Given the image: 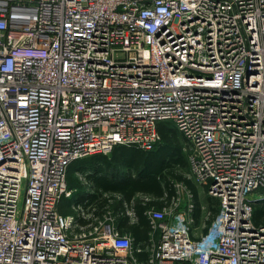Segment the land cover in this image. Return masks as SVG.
<instances>
[{"label":"built area","instance_id":"obj_1","mask_svg":"<svg viewBox=\"0 0 264 264\" xmlns=\"http://www.w3.org/2000/svg\"><path fill=\"white\" fill-rule=\"evenodd\" d=\"M161 123L215 215L186 185L146 211L141 242L111 208L59 211L73 161L151 150ZM257 202L264 0H0V264H264Z\"/></svg>","mask_w":264,"mask_h":264},{"label":"trees","instance_id":"obj_2","mask_svg":"<svg viewBox=\"0 0 264 264\" xmlns=\"http://www.w3.org/2000/svg\"><path fill=\"white\" fill-rule=\"evenodd\" d=\"M159 132L161 140L151 150L135 145H119L110 154H98L75 160L69 166L68 185L75 190L74 195H82L87 186H92L96 192L93 194V199L97 200L100 214L101 209L103 211L106 206L112 207L114 211L120 208L124 211L125 207L122 202L130 203L134 200L138 222L131 223L128 216L123 215L120 217V226L135 236V242L149 238L151 226L146 211L152 206L163 208L171 203L176 195L175 182L170 175L191 189L196 197V203L200 204L196 185L175 168L176 165H186L182 154V144L179 140V138H184L173 125L168 123H161ZM168 157L171 161L167 160ZM89 167L93 168L89 172L95 170V173L88 175L89 183L84 184L74 176V172L86 170ZM115 194L122 195L123 200L113 207L110 200L115 198ZM143 196H148L151 200L139 198ZM63 200L67 201V198ZM218 203L215 202V204ZM199 210L195 213L197 219ZM217 212L218 207H213V215ZM253 220L256 224L264 223V207L255 205Z\"/></svg>","mask_w":264,"mask_h":264},{"label":"crops","instance_id":"obj_3","mask_svg":"<svg viewBox=\"0 0 264 264\" xmlns=\"http://www.w3.org/2000/svg\"><path fill=\"white\" fill-rule=\"evenodd\" d=\"M90 169H93L92 167H89V168H87L86 170H77V171H75L74 172V176L75 177H77V178H79L81 181H82V183H84V184H87V183H89V176L90 175H92V174H94L95 173V170L94 171H90L89 172V170ZM89 175V176H88ZM68 176H69V169H68ZM200 184V183H199ZM202 185V184H201ZM191 190V189H190ZM192 191V190H191ZM197 191H198V189H197ZM96 192H95V190H94V188L92 187V186H87L86 188H85V190L83 191V194L82 195H74L73 194V196H72V198H67V201H64L63 199L59 202V204H58V209H59V211L60 212H62V213H65V214H67V213H70L71 212V207H72V205H74V204H81V203H84L85 201H88V202H97V200L96 199H93L94 197V195L93 194H95ZM92 194V195H91ZM105 194V196H108V194H106V193H104ZM208 194V193H207ZM117 195V196H116ZM209 195V194H208ZM210 196V195H209ZM198 197H199V192H198ZM141 199L143 198V200H145V197L143 196V197H140ZM196 197H194V199H195ZM121 200H123V197H122V195H119V194H115V198L112 200H110V202L112 203V205H113V207H116V205L119 203V201H121ZM199 200H200V197H199ZM196 201V200H195ZM204 203H205V201H203ZM216 202H218V200L216 201ZM123 203V207H125V209H124V211H122V208H120L119 210H116L115 212L117 213V216H118V218H117V223H118V225H119V228L121 229V231L122 232H124V233H127V234H130L134 239H135V236L131 233V232H129V231H127L126 229H124L123 227H121L120 226V217L121 216H123V215H126V216H128V218H129V222H131V223H137L138 222V215H137V212H136V209H135V207H134V200H132L130 203L129 202H127V201H123L122 202ZM202 202H201V200H200V204H198L199 205V207L200 206H203L205 209H203V211L206 213H208V212H210L212 215H213V207H218V204H215V202H214V204L213 205H209L208 203H205V204H207L208 206H205V204H201ZM95 206H96V213H98V214H100L99 213V210H98V206H97V203L95 204ZM111 208L113 211H114V209L112 208V207H109V206H106L105 207V209L106 208ZM155 207V206H154ZM100 209V208H99ZM104 209V210H105ZM104 210L102 211V209H101V212L103 213L104 212ZM127 210H133L134 212H135V217H131L128 213H127ZM200 211V210H199ZM101 213V214H102ZM203 216V214H202V212H199V216H198V218L200 219V217H202ZM142 241H144V240H142ZM139 242H141V241H139Z\"/></svg>","mask_w":264,"mask_h":264},{"label":"rangeland","instance_id":"obj_4","mask_svg":"<svg viewBox=\"0 0 264 264\" xmlns=\"http://www.w3.org/2000/svg\"><path fill=\"white\" fill-rule=\"evenodd\" d=\"M179 140L181 141V144H182V154H183V157L186 161V165L185 166H181V165H176V169L179 173L183 174L184 176L190 178L193 183L196 185L197 189H198V192H199V197H200V200H201V204H205V203H208L209 205H213L214 202H216L218 199L217 198H214L212 196H209L207 193H208V186L204 185V184H199L194 178H192L190 176V162H189V156H188V152L186 151L185 147H186V141L182 138H179ZM168 161H171V158L168 157L167 158ZM171 179L175 182V187H176V190L178 191H181V204H184L187 202V195H186V192H185V184H182L181 181H177L176 178H174L172 175H170ZM176 184H178L176 186ZM185 193H182L183 191ZM251 197H256V195L252 194ZM140 198V197H139ZM205 201V203L203 202ZM219 202V200H218ZM257 205H261L262 207H264V202H257ZM205 206H208L207 204H205Z\"/></svg>","mask_w":264,"mask_h":264}]
</instances>
